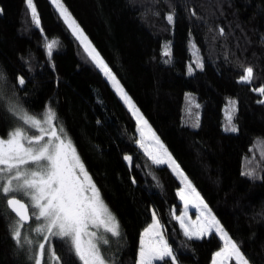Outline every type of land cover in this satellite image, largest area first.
Here are the masks:
<instances>
[{"label": "trees", "instance_id": "trees-1", "mask_svg": "<svg viewBox=\"0 0 264 264\" xmlns=\"http://www.w3.org/2000/svg\"><path fill=\"white\" fill-rule=\"evenodd\" d=\"M34 2L44 34L32 22L25 0H0V72L6 77L0 88L7 96L15 93L32 113H42L46 105L58 111L121 225L122 239L113 238L106 256L114 264H136L141 233L155 210L179 264H210L222 247L219 237L212 233L188 241L183 235L173 216L182 210L178 180L139 150L131 113L49 0ZM63 3L220 225L253 264H264V179L241 175L254 171L264 177V104L255 92L264 87V0ZM170 12L175 13L173 24L166 19ZM52 39L58 44L49 58L44 48ZM166 44L169 63L162 54ZM197 59L202 70L193 63ZM248 66L254 79L239 83ZM18 77L26 81L22 88ZM229 101L236 102L234 111ZM229 111L236 133L223 131ZM16 123L0 107V137L7 138ZM125 155L132 157L131 167ZM14 220L0 197V264H34L12 240ZM55 248L68 264H79L60 240Z\"/></svg>", "mask_w": 264, "mask_h": 264}, {"label": "snow or ice", "instance_id": "snow-or-ice-1", "mask_svg": "<svg viewBox=\"0 0 264 264\" xmlns=\"http://www.w3.org/2000/svg\"><path fill=\"white\" fill-rule=\"evenodd\" d=\"M50 3L95 67L110 82L115 83L120 100L128 106L136 121L141 137L137 143L144 148L143 140L150 139L153 142L150 149H145L148 160L156 167L167 165L173 172L183 177L185 188H181L177 195L184 203V211L178 216L173 212L183 235L188 241L200 240L214 230L224 242V246L215 253L213 264H224L225 260L231 259L235 260V264H253L243 252L240 243L229 237L220 222L212 215L200 193L152 131L148 121L120 85L110 66L63 0H50ZM25 5L35 27L41 29L44 34L34 0H25ZM174 16V12L167 14L169 24L174 23ZM219 34L225 35L222 28ZM57 44L56 39L46 40L49 58L52 57ZM191 47L195 49V43H191ZM162 54L169 57V60L165 61L169 63L171 50L168 44L165 45ZM193 63L197 68L203 69V62L199 59ZM188 72L189 74L193 72L191 64ZM254 75L252 66L245 67L238 82L250 84ZM5 79V75L0 72V82ZM17 79L22 88L26 83L25 79L23 77ZM256 91L264 97V87ZM188 99L191 102L190 96ZM229 103L234 105L236 102ZM258 103L264 104V99ZM195 106L199 107L198 104ZM0 107L18 122L8 132L7 138L0 137V196L5 199L11 213L18 218L9 225L16 248L27 252L28 259L34 261V264H47V255L51 256L53 264H68L56 251L55 241L60 240L79 264H114V261L106 256L105 248L112 243L113 238L117 241L122 239L120 222L102 198L101 190L89 174L58 111L51 105H46L42 113H32L20 103L15 93L7 96L3 88H0ZM228 120L229 125L225 130L236 132L232 117L229 116ZM195 126L198 127L199 124ZM124 160L131 167L132 157L125 155ZM241 175L250 179H264L257 177L254 171H242ZM133 183H136L135 179ZM21 196L30 200V204L22 200ZM189 204L196 207L204 218L198 217L195 222L186 220ZM30 221L37 222L36 226L33 227ZM169 259L171 264H179L176 252L166 239L164 226L154 210L152 222L141 233L136 264H154L155 261L169 264Z\"/></svg>", "mask_w": 264, "mask_h": 264}, {"label": "rangeland", "instance_id": "rangeland-1", "mask_svg": "<svg viewBox=\"0 0 264 264\" xmlns=\"http://www.w3.org/2000/svg\"><path fill=\"white\" fill-rule=\"evenodd\" d=\"M49 2H50V0H49ZM53 6V5H52ZM70 31V30H69ZM71 32V31H70ZM72 34V33H71ZM80 44V43H79ZM83 48V47H82ZM84 49V48H83ZM44 50H45V54L47 55V50H46V47L44 48ZM88 55V54H87ZM48 56V55H47ZM103 75V74H102ZM104 76V75H103ZM104 78L107 80V82L109 83V85H110V87L112 88V90L115 92V94L118 96V98H119V94H118V92L116 91V89H115V83L114 82H110L105 76H104ZM255 92L256 93H258L256 90H255ZM259 94V93H258ZM120 99V98H119ZM262 99H264V97L262 98ZM123 103V102H122ZM124 104V103H123ZM125 106H126V108L128 109V106L126 105V104H124ZM232 107H233V111H234V108H235V106H236V103L234 104V105H232V104H230ZM230 105H229V109H231L230 108ZM129 111V110H128ZM233 111H232V113H233ZM130 112V111H129ZM131 113V112H130ZM230 114H231V111H229V112H227V114H225V122H224V126H223V131L224 132H230V133H236V132H231V131H226L225 130V128L229 125V121H227L228 120V117L230 116ZM132 115V114H131ZM133 117V116H132ZM133 119H134V117H133ZM134 121H135V119H134ZM150 126V125H149ZM152 129V128H151ZM152 131L153 132H155L153 129H152ZM155 134H156V132H155ZM157 135V134H156ZM135 136H136V138H137V141L138 140H141V137H140V133H139V131L137 130V127H136V121H135ZM158 136V135H157ZM159 137V136H158ZM160 139V138H159ZM161 141V140H160ZM162 142V141H161ZM152 141L150 140V139H145V140H143V144H144V148H141L140 147V145L136 142V144H137V146H138V148H139V150L142 152V153H144L145 154V149H150L151 147H152ZM163 166H166L167 168H169L167 165H161V166H159V167H163ZM169 170L172 172V174L175 176V178L178 180V182H179V185H180V188H179V190L181 189V188H185V185H184V183L182 182L183 181V177H181V176H179L178 175V173H175V172H173L172 171V169H170L169 168ZM186 175V174H185ZM193 185V184H192ZM193 187H194V185H193ZM195 188V187H194ZM196 189V188H195ZM178 190V191H179ZM197 190V189H196ZM197 192H198V190H197ZM201 195V194H200ZM0 197H2V196H0ZM202 197V196H201ZM21 199H23L26 203H29L30 204V200H28L27 198H25V197H23V196H21L20 197ZM178 198H179V201L181 202V204H182V210H181V213H180V215L183 213V211H184V203H183V201L180 199V197L178 196ZM203 198V197H202ZM204 199V198H203ZM205 201V200H204ZM205 203H206V201H205ZM207 204V203H206ZM209 207V206H208ZM210 209V208H209ZM31 210V209H30ZM211 210V209H210ZM153 213V212H152ZM211 213H212V215H214V213L211 211ZM215 216V215H214ZM198 217H201V219H203L204 217H202L201 216V214L197 211V209H196V207H194L192 204H189L188 205V208H187V217H186V220H188V221H192V222H195L196 220H197V218ZM216 217V216H215ZM217 219V218H216ZM152 222V221H151ZM36 223L37 222H35V221H31V224L33 225V227L34 226H36ZM222 227V226H221ZM143 232V231H142ZM212 233H214V234H216L215 233V231L213 230L212 232H210L209 233V235L210 234H212ZM209 235H207V236H209ZM217 235V234H216ZM207 236H205V237H207ZM218 236V235H217ZM219 237V236H218ZM230 237V236H229ZM140 238H141V236H140ZM204 238V237H203ZM147 239V238H146ZM219 239H220V237H219ZM221 240V239H220ZM221 242H222V247H221V249L223 248V246H224V242L221 240ZM139 247H140V242H139ZM220 249V250H221ZM220 250H218V251H220ZM138 251H139V248H138ZM217 251V252H218ZM217 252H215V253H217ZM215 253H214V255H215ZM214 255L212 256V260H211V263L210 264H213V258H214ZM137 256H138V254H137ZM231 260H233L234 262H235V260L234 259H231ZM231 260H225V262H224V264H229V262L231 261ZM46 261H47V264H53V261H52V258H51V256L50 255H47L46 256ZM157 262H159V261H155L154 262V264H156Z\"/></svg>", "mask_w": 264, "mask_h": 264}, {"label": "water", "instance_id": "water-1", "mask_svg": "<svg viewBox=\"0 0 264 264\" xmlns=\"http://www.w3.org/2000/svg\"><path fill=\"white\" fill-rule=\"evenodd\" d=\"M52 68H54V65H52ZM6 207H7V205H6ZM8 211L11 213L10 209H8ZM11 214L15 217V214L14 213H11ZM15 218L18 219L17 217H15ZM30 223H31V221H30Z\"/></svg>", "mask_w": 264, "mask_h": 264}]
</instances>
